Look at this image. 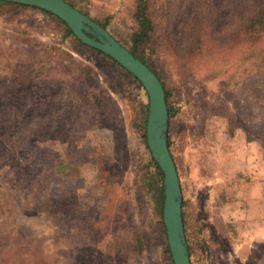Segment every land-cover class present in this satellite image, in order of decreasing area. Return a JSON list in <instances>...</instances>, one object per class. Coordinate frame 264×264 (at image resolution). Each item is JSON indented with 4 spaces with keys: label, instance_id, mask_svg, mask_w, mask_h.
<instances>
[{
    "label": "rangeland",
    "instance_id": "rangeland-1",
    "mask_svg": "<svg viewBox=\"0 0 264 264\" xmlns=\"http://www.w3.org/2000/svg\"><path fill=\"white\" fill-rule=\"evenodd\" d=\"M85 1L92 14L110 16L108 31L131 28L132 0ZM173 2L178 16L196 21L186 27H205L213 11L210 0ZM248 47L192 58L182 82L144 48L170 76V151L186 202L191 264H264V61ZM16 62L34 70L15 69ZM127 89L112 64L62 38L45 14L0 8V121L14 110L0 144L11 140L22 167L0 165V233L8 235L0 240V264H167L137 173L144 158L138 99ZM26 137L39 160L15 152L19 144L31 152ZM50 157L61 160L56 171ZM134 229L149 240L142 252L111 247Z\"/></svg>",
    "mask_w": 264,
    "mask_h": 264
},
{
    "label": "trees",
    "instance_id": "trees-1",
    "mask_svg": "<svg viewBox=\"0 0 264 264\" xmlns=\"http://www.w3.org/2000/svg\"><path fill=\"white\" fill-rule=\"evenodd\" d=\"M79 12L87 16L90 20L97 23L101 28L105 29L113 38H115L121 46L126 48L132 55L138 58L144 63L157 77L164 93L165 106L167 111V128H166V146L171 155V158L175 165L177 176V160L174 158L170 151V137L169 126L172 117L175 114V110L171 103V91L172 88L166 82L169 78V73L163 68L158 70L152 62L145 58L144 48L148 45L153 51L155 57L160 59L161 64L167 62L174 68V73L177 79L182 82L186 77L188 63L192 58L197 57L206 51L215 52V56L224 54L229 50H233L242 45H249L248 50L251 53L258 51L255 58L258 61H264V0H210L212 6L210 9L213 11L209 16L204 17L202 20H206L205 27L193 24V26H187V23H196V21H189L177 15V6L174 5V0H132L128 15L131 21V28L128 30L113 29V32L108 31V24L110 16L92 14L89 6L85 0H63ZM0 8H8L13 11H19L21 9L35 10L48 16L57 29L59 30L62 38H70L77 44L86 47L91 51L93 56L103 57L106 61L113 65L114 69L124 81L126 89L131 92L133 97L138 99V126L141 129L140 137L142 140V148L144 158L139 161L137 167V173L139 180L145 186L148 192L151 202L154 206L155 213L157 215V222L161 228V236L163 239V253L167 264H173L168 246L165 239V230L161 218V208L163 200L162 192V175L156 164V162L150 156L147 144L145 142L144 126L147 114V95L141 86L140 82L127 70L118 65L109 56L101 51L86 46L79 42L58 17L50 14L40 8L28 5H22L14 2L0 0ZM176 24V25H175ZM175 25V26H174ZM174 27L176 33L173 32ZM48 50L45 48L44 52ZM63 53V52H62ZM68 55V54H66ZM69 56V55H68ZM70 60L69 62H71ZM71 65H75L72 61ZM13 67L18 69L23 67L26 72H32L34 65L29 62L18 64L16 62ZM76 68L83 72L86 66H76ZM189 71V70H188ZM264 87V86H263ZM3 111V116L0 121V138L3 134H8L11 130L10 115L14 113V110ZM6 112V113H5ZM25 126V124H23ZM22 127V126H21ZM26 131H31L26 127ZM30 134V133H28ZM70 137V136H69ZM25 143L31 148V152L28 154L27 149L22 151L21 145L16 147V153L19 152V157L26 159L27 157L39 160V155L36 154L37 149L34 148L33 138L26 137ZM25 144V146H26ZM11 140L10 143L3 145L0 144V165L3 161H8L10 167H14L15 170L19 169L20 163L13 155ZM49 157V155L47 156ZM55 160L52 162L51 167L53 171L57 170L58 164L61 160L57 158H51ZM37 163V162H32ZM22 168V167H21ZM33 170V168H32ZM180 187V185H179ZM180 192L182 190L180 187ZM6 201L0 200V208L4 206ZM45 210V209H44ZM58 210V208H57ZM183 233L186 241V249L190 261V256L194 252V246L191 244L189 234L187 233V210L186 202L181 199L180 209ZM7 236V237H6ZM3 237V233H0V240L6 243L8 235ZM149 240L143 238L141 232L138 229H134L129 241L119 245L116 243L110 244L113 249L119 253L124 251L129 252L131 255L134 253H140L144 250ZM5 252V248L0 246V254ZM191 264V262H190Z\"/></svg>",
    "mask_w": 264,
    "mask_h": 264
},
{
    "label": "water",
    "instance_id": "water-1",
    "mask_svg": "<svg viewBox=\"0 0 264 264\" xmlns=\"http://www.w3.org/2000/svg\"><path fill=\"white\" fill-rule=\"evenodd\" d=\"M40 8L58 17L82 44L109 56L132 74L147 95L144 126L150 156L162 175L161 218L173 264H190L183 233L181 192L174 162L166 146L167 111L163 89L154 73L115 40L105 29L63 0H5Z\"/></svg>",
    "mask_w": 264,
    "mask_h": 264
}]
</instances>
